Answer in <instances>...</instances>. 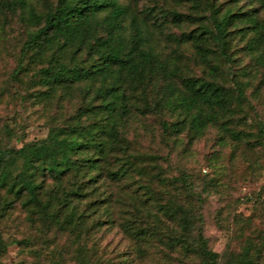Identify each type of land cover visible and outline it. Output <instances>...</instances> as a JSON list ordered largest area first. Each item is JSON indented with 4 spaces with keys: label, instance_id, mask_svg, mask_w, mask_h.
<instances>
[{
    "label": "trees",
    "instance_id": "trees-1",
    "mask_svg": "<svg viewBox=\"0 0 264 264\" xmlns=\"http://www.w3.org/2000/svg\"><path fill=\"white\" fill-rule=\"evenodd\" d=\"M133 1L0 0V30L9 18L32 27L18 37V59L10 78L16 83L27 74V92L21 97L33 96L50 104L55 98L59 102L78 96L73 113L62 122L53 116L44 125L46 137L20 147L0 144V219L9 218L20 205L42 234L54 231L70 237L82 264H111L98 255L95 236L115 228L140 245L155 238L172 251L180 247L184 256L196 257L198 264H218L219 253L209 247L198 227L199 215L158 188L165 182V169L139 153L140 130L147 128L144 118L152 116L166 146L172 147L184 134L194 143L219 122L221 112L230 111L233 101L246 98L240 81L233 98L230 87L220 82L222 67L210 63L208 42L230 61V27L243 20L257 32L249 40L250 48L259 50L264 0L227 1L256 4L245 12L231 7L222 11L213 5L211 23L183 33L182 42H193L202 62L215 70L199 75L181 72L155 48L153 31L155 20L165 17L163 4L154 2L136 10ZM176 1L198 7L208 2ZM167 16L175 25L191 18L178 9ZM230 68L233 73V65ZM175 74L179 85L172 80ZM159 78L167 96L164 93L166 97L155 100ZM166 111L174 113L175 119L167 117ZM258 129L264 141V122H259ZM231 133L239 140L244 136L240 131ZM190 176L184 171L174 180L189 191L197 189L201 198L212 194L215 178L210 173L193 180ZM157 189L162 197L166 193L164 201ZM15 242L29 244L31 239ZM6 248L0 235V253ZM252 251L247 247L235 264H264L262 251L254 255Z\"/></svg>",
    "mask_w": 264,
    "mask_h": 264
},
{
    "label": "rangeland",
    "instance_id": "rangeland-1",
    "mask_svg": "<svg viewBox=\"0 0 264 264\" xmlns=\"http://www.w3.org/2000/svg\"><path fill=\"white\" fill-rule=\"evenodd\" d=\"M227 1L208 0L204 7L176 0H134L133 3L136 10L153 5L154 2L163 4L165 17L155 20V48L161 58L167 59L172 66L177 64L181 72L199 75L203 70H215L202 62V56L198 54L193 42H182L183 33L201 23H211L213 5L215 9L224 11L231 7L237 12H245L254 9L253 5L256 6L248 1L238 4H229ZM175 9L190 14V20L181 25L172 23L167 13ZM259 14L262 26L259 32L263 37L262 40L257 39L259 50L250 48L249 40H254L257 32L250 29L243 20L230 27V61L216 52L213 42H208L210 63L222 67L220 82L230 87L233 98L237 94L234 93L236 81H240L246 98L233 101L230 111L221 112L219 122L211 125L206 135L194 143H189L184 134L172 147L166 146V142L160 140L157 119L152 116L144 118L148 122L147 128L140 130L139 153L152 165L157 163L165 169L163 176L166 184L159 183L158 188L169 191L176 203L193 209L199 215L198 227L202 228L207 237L209 247L219 253L218 264H235L249 246L253 248V255L258 249L262 251L261 262L264 263V141L258 129L259 122H264L261 119L264 117V9ZM30 28L27 22L9 18L4 30H0L2 145L20 147L25 142L46 137L48 129L44 125L50 122V118L54 116L62 122V118L73 113L78 100V96L74 95L70 100L58 102L55 98L50 104H45L38 98H31L33 96L21 97L22 93L27 92V74L20 75L16 83L11 82L10 78L18 59V37H24V32ZM232 65L233 73H229ZM172 80L179 85L177 74ZM165 87L163 78L155 81V100L167 96ZM34 90L32 88L30 91ZM164 93L166 96H163ZM165 113L170 119H175L174 113ZM231 130L240 131L243 138L239 140L234 137ZM156 153L159 157L155 159ZM184 171L191 175L192 180L210 173L215 178L212 194L201 198L197 189L189 191L182 182L177 183L175 177ZM160 190L157 189V192L164 201L166 193L163 192L162 197ZM0 235L7 244L5 251L0 253V264H82L75 256V246L70 237L54 231L42 234L26 218L20 205H17L9 218L0 219ZM22 238H30L31 242H15ZM95 239L98 240V255L111 264L125 259L129 264L199 263L196 257L184 256L180 247L177 252L172 251L168 245L161 246L155 238L140 245L135 238L125 235L119 228L102 230L96 233Z\"/></svg>",
    "mask_w": 264,
    "mask_h": 264
}]
</instances>
